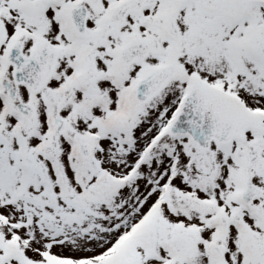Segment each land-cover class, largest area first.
Here are the masks:
<instances>
[{"label":"snow or ice","instance_id":"1","mask_svg":"<svg viewBox=\"0 0 264 264\" xmlns=\"http://www.w3.org/2000/svg\"><path fill=\"white\" fill-rule=\"evenodd\" d=\"M0 264H264V0H0Z\"/></svg>","mask_w":264,"mask_h":264}]
</instances>
